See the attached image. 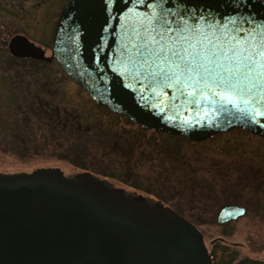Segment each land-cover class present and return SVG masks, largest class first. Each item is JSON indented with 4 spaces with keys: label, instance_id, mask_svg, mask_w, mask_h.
Returning <instances> with one entry per match:
<instances>
[{
    "label": "water",
    "instance_id": "95a60500",
    "mask_svg": "<svg viewBox=\"0 0 264 264\" xmlns=\"http://www.w3.org/2000/svg\"><path fill=\"white\" fill-rule=\"evenodd\" d=\"M261 35L264 0H67L50 56L20 33L6 48L15 58L53 59L92 101L144 129L194 141L232 128L264 138V89L167 77L140 55L152 37L176 47L187 46L185 37L243 46ZM106 190L50 168L0 175V264H212L188 220ZM244 214L223 204L215 221Z\"/></svg>",
    "mask_w": 264,
    "mask_h": 264
},
{
    "label": "rangeland",
    "instance_id": "374dc122",
    "mask_svg": "<svg viewBox=\"0 0 264 264\" xmlns=\"http://www.w3.org/2000/svg\"><path fill=\"white\" fill-rule=\"evenodd\" d=\"M66 1L0 0V175L50 168L71 179L91 176L111 194L152 206H160L161 201L172 208L165 210H176L199 230L207 249L217 241V255L232 251L236 257L264 262V138L235 128L200 141L149 130L138 135L125 115H112L95 105L53 59L35 64L9 60L7 40L16 33L50 56L57 17ZM47 114L54 121L61 117L54 122L56 133H51ZM14 118L18 126L11 124ZM127 132L139 138L131 156L117 157V148L105 155L103 142L114 137L120 136L118 145H132L130 139L122 142ZM74 147L84 156L79 157L85 167H104L113 176L94 175L75 166L70 155ZM127 167L133 176L123 180ZM133 182L139 188L131 187ZM226 203L244 206L245 214L218 224L216 212Z\"/></svg>",
    "mask_w": 264,
    "mask_h": 264
},
{
    "label": "snow or ice",
    "instance_id": "6c2138e0",
    "mask_svg": "<svg viewBox=\"0 0 264 264\" xmlns=\"http://www.w3.org/2000/svg\"><path fill=\"white\" fill-rule=\"evenodd\" d=\"M183 40L187 46L176 47V43L169 46L163 36L159 40L152 37L154 43L150 46L146 40L141 45L140 55L144 63L156 65L157 71L167 77L179 79L187 75L213 79L217 86L236 91L242 90V84L250 92L264 89V35L252 37L251 42L243 46L230 40H209L207 45L201 41L193 43L187 37ZM160 63L167 64V68L159 67Z\"/></svg>",
    "mask_w": 264,
    "mask_h": 264
},
{
    "label": "trees",
    "instance_id": "16d2710c",
    "mask_svg": "<svg viewBox=\"0 0 264 264\" xmlns=\"http://www.w3.org/2000/svg\"><path fill=\"white\" fill-rule=\"evenodd\" d=\"M9 60H12L13 62H17V61H22L23 62V61H26V62H28L30 64L31 63H34V64L35 63H45L43 61L33 60V59H30V58H14V57H9ZM7 99H9L10 102H12V100L10 98H7ZM13 107L14 106H12L11 109H13ZM44 117L46 118V120L50 124V129H52L51 130V133H54L56 131V129H57V124H54V122L57 121V123H58V121H60L61 117L59 116L56 121H54V118L53 117L51 118L49 114H47ZM16 119L17 118H14L13 120H11V124H15V126H18L17 123L19 124L20 122H19V120L17 121ZM36 123L37 122H34L32 124V128L33 129L34 128H37V124ZM61 128H62V126L59 127V129H61ZM235 130L238 131V132H242V134H246V131H244L242 129L235 128ZM67 132H71V130L68 129L67 131L64 132L65 133V135H64L65 137L66 136L67 137L69 136ZM216 135H218V134H216ZM213 136H215V135H213ZM72 145H73V143H72ZM14 149H16V148H14ZM64 150H67V149H64ZM75 151H76L75 150V147L72 148V152L69 151L70 152V155L73 156V161H74V165L75 166L79 167L80 169L84 170L87 173H91V174H94V175H98V176H109V177L113 176V173L111 171L107 170L104 167H101V168L103 170L105 169L107 171H103L101 168L98 169L95 166H94L95 168L93 167V169H91L90 167H85L86 166V163H84L83 160L80 158V157H84V156L81 155V152H80V155H78L77 152H75ZM160 200H162V199H160ZM173 212L174 213H177L176 210H173ZM216 248H217V241H213V242H211L210 248L207 249V253H208V256H209L212 264H264V262H262V261L250 259V258H247V257H236L235 256V253L232 252V251H227V253H226L225 256H223V255H217Z\"/></svg>",
    "mask_w": 264,
    "mask_h": 264
},
{
    "label": "flooded vegetation",
    "instance_id": "af4514ba",
    "mask_svg": "<svg viewBox=\"0 0 264 264\" xmlns=\"http://www.w3.org/2000/svg\"><path fill=\"white\" fill-rule=\"evenodd\" d=\"M51 60V59H50ZM40 61V60H39ZM45 62H48V61H45ZM74 82V81H73ZM89 97V96H88ZM91 100V99H90ZM92 101V100H91ZM95 105H97V106H100L101 107V105H98V104H96L94 101H92ZM102 107H105V106H102ZM106 108V107H105ZM107 109V108H106ZM108 110V109H107ZM109 111V110H108ZM112 115H116V114H118V115H121L122 117H124L125 118V116L124 115H122V114H119V113H113V112H111V111H109ZM128 122H130V123H132V124H134L137 128H138V132H137V134L138 135H140V133L142 134V132L141 131H146L147 129H144V128H142V127H140L139 125H137V124H135V123H133V122H131L128 118H125ZM149 131H151V132H154V133H163V132H158V131H153V130H149ZM135 132V131H134ZM134 132H127L126 134H124V136L122 137V142L124 141L123 139L124 138H126V139H130V141H131V143H132V145H130L129 147H124V146H121V145H118V142H119V137L120 136H117V137H114L113 139H110V141H109V143H105V142H103L104 144H105V146H106V150H107V153L105 154V155H109V154H114L115 152H114V150H115V148H117L118 149V153L116 152V156L117 157H120V155H123L124 153L127 155V156H131V154L133 153V151L136 149V146L138 145V141H139V138H137L136 136H137V134H135ZM165 135H170V134H168V133H165ZM178 137H181V136H178ZM183 138V137H182ZM141 139V138H140ZM106 144H110L109 146H107ZM121 150H124L125 152H122ZM129 159V158H128ZM148 159L149 160H151V157H148ZM126 171L128 172V175H123L122 174V178H124L123 180H129V176L131 175V176H133V170H132V168H130V167H127L126 168ZM91 177V176H90ZM121 177V176H120ZM131 178H133V177H131ZM134 183V182H133ZM130 183V186L131 187H133V188H139L137 185H136V183ZM106 189H107V187H106ZM107 192H109L108 191V189L106 190ZM119 191H121V190H119ZM122 192V191H121ZM134 194V193H133ZM132 194V195H133ZM135 196H137V197H141V195H139V194H134ZM129 196H131V195H129ZM226 204H230V203H226ZM235 204V203H234ZM159 205L160 206H158V207H160V208H162V209H172V208H169V207H167V206H164L163 204H161V201L159 202ZM162 206V207H161ZM244 207V206H243ZM219 209V208H218Z\"/></svg>",
    "mask_w": 264,
    "mask_h": 264
}]
</instances>
